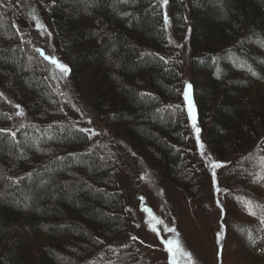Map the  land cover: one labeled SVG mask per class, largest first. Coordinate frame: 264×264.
Listing matches in <instances>:
<instances>
[{"label": "trees", "instance_id": "obj_1", "mask_svg": "<svg viewBox=\"0 0 264 264\" xmlns=\"http://www.w3.org/2000/svg\"><path fill=\"white\" fill-rule=\"evenodd\" d=\"M168 1L175 33L190 26L204 140L218 158H234L223 233L243 245L233 254L223 242L221 257L264 264V0ZM39 4L77 97L164 181L199 201L206 170L180 102L181 59L164 54L161 0ZM24 40L11 1L0 0V128L16 132L0 133V264H147L133 243H118L131 234L122 164L70 119L47 62Z\"/></svg>", "mask_w": 264, "mask_h": 264}, {"label": "rangeland", "instance_id": "obj_2", "mask_svg": "<svg viewBox=\"0 0 264 264\" xmlns=\"http://www.w3.org/2000/svg\"><path fill=\"white\" fill-rule=\"evenodd\" d=\"M10 1L15 14L16 26L25 39L24 41L35 53H38L37 49H45L46 55L54 56L61 63L67 65L58 53L53 32L44 23L39 0ZM161 4L164 16H167L165 28L170 42L169 49L164 54L167 57L173 55L181 59L180 102L187 109L184 92L186 85L191 84L190 99L195 106L197 127L201 129L192 95V60L194 54L189 45L190 26H188L185 35L178 36L172 27L169 1L167 5H164L161 0ZM31 7H36L38 10ZM45 61L47 62L48 79L59 93L70 119L81 129L94 130L96 135L87 132L91 139L90 144H97L110 149L122 164V170L118 177V187L123 193L129 214L131 234L118 243H133L147 264H172L173 253L168 252L165 241H179L182 249L191 253L192 264H240L239 260L231 258L230 254L224 255V258L221 257L222 243H226L223 233L226 212L224 194L229 191L226 172L234 158H218L206 144L202 129L199 133L198 142L197 133L192 127L191 116L186 111L194 147L201 154L206 170L201 198L194 202L182 189L167 183L160 175L156 174L157 172L155 173L141 160L123 139L119 140L114 137L91 105L77 97L72 88L73 81L71 78L68 75L62 76L56 66L47 60ZM12 112L18 116L17 121L21 122L26 119L22 111L15 105L12 106ZM201 143L204 146L203 149L200 147ZM108 158V152H104L101 160L107 163ZM213 162L224 163V167L215 169V183L213 182ZM262 171L264 173V169ZM262 183L264 184V181ZM217 187L220 191H217ZM141 197L144 199L141 200ZM217 202L222 205L223 211ZM132 237L138 239L133 240ZM235 240L237 244L229 240L226 243V246L230 244L229 247L233 254L238 253L239 248L243 245L242 237L239 238L235 235ZM174 255L177 264H189L187 257L182 255L180 251H175Z\"/></svg>", "mask_w": 264, "mask_h": 264}, {"label": "snow or ice", "instance_id": "obj_3", "mask_svg": "<svg viewBox=\"0 0 264 264\" xmlns=\"http://www.w3.org/2000/svg\"><path fill=\"white\" fill-rule=\"evenodd\" d=\"M164 5H167L168 0H162ZM165 21L167 22V16H165ZM43 26V25H41ZM37 51L40 53L41 56L44 57L45 60L49 61L51 64H53L54 66H56L58 68V70L60 71V73L62 74V76L66 77L69 72H70V68L68 67V65H65L63 63H61L59 60H57L54 56H50V55H46L43 49H37ZM255 75V73H253ZM191 84L186 85V91L184 92V97L185 100L187 101V109L189 112V115L191 116L192 119V127L195 130V132L197 133V141L199 142V133L201 132V129L199 127H197L196 124V110H195V106L192 103L191 99H190V90H191ZM0 95H2V93H0ZM17 107L19 108V105H17ZM22 114V113H21ZM89 123H91V121H89ZM82 131L85 132H91L92 135H96L97 133L94 132V130H89V129H82ZM4 132H8L11 137L15 138L16 137V132H11L8 129H3L0 128V133H4ZM201 149H203V144H200ZM203 155V152H202ZM213 167V182L215 183V169L217 168H221L224 167V163L223 162H213L212 164ZM28 175H31L30 173ZM16 183H18L19 181H15ZM217 191H220V189L217 187ZM141 200H143L144 198L141 197ZM218 206L221 207V210L223 211L222 205H219V202H217ZM254 215V213H251ZM155 230V229H154ZM174 231V229H173ZM133 240L138 239L137 237H132ZM218 239H219V234H218ZM167 247V250L169 253H173V259H172V264H177V261L175 259V255L174 252L175 251H180L182 255L186 256L189 264H192V256L191 253L185 252L179 241H165Z\"/></svg>", "mask_w": 264, "mask_h": 264}]
</instances>
